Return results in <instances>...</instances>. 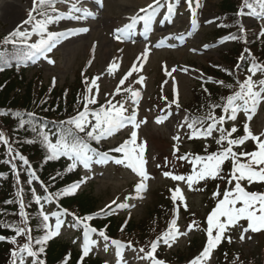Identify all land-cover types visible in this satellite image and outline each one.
Listing matches in <instances>:
<instances>
[{"label":"rangeland","instance_id":"1","mask_svg":"<svg viewBox=\"0 0 264 264\" xmlns=\"http://www.w3.org/2000/svg\"><path fill=\"white\" fill-rule=\"evenodd\" d=\"M154 2L155 0H102V3L100 0H66V2L57 3L58 12L68 15L64 19L49 25V31L69 32L79 28H88L89 31L61 39L56 47L47 53V58L42 55L32 58V66L27 70L25 77L32 85L34 98H38L37 104L50 99L60 104H64L66 101L70 102V111L61 112L59 110L57 116L59 122L67 121L70 117L77 115L78 111H83L81 101L86 94L85 80L87 79L90 85L96 77H99V80L96 81L99 86V93L96 97L98 103L89 105L90 109L99 108L108 100H112L113 103L126 102L125 107L128 109L126 114H131L135 109L138 111L137 119L146 120V123H142L137 129V144L146 142L145 158L149 179L146 181L147 189L145 191L136 192L135 186L141 178L123 165H117L113 161L105 164L94 162L91 169H85L83 165H79L71 174L66 171L67 166L71 163L66 157L61 158L66 163L65 172L70 179H64L62 184L59 182L56 186L64 189L74 182L84 180L75 194H88L94 202L95 208L90 214L95 216L94 219L97 221H93V223L89 221L88 223L94 227L95 222H102L107 216H110L120 222V229L125 226V221H127V225L131 222L145 221L160 201L162 192L168 191L167 189L174 190L179 186L185 197L187 208L185 209L183 205L180 207L178 228L180 232L187 234L178 235L175 241L170 242L171 246L165 244L163 240L160 241L155 256L164 264H190V261L199 255L206 246L207 217L214 210L219 200L223 198L222 194L225 192V188L228 190L234 187L235 181L231 184L227 182L232 167L231 161H226L223 165V170L227 167L230 168V171L225 175L222 172L221 175L225 178L211 180L210 184L212 181L214 182L211 187L207 188H200L199 185L195 184L189 188L186 182H177L171 177H166L164 172L189 175L191 168L187 166H191V158L194 153L202 154L199 150H204L203 140L205 138L190 139L189 129L185 125L186 119H192L187 118L186 111L193 102L199 101L197 92L211 89V91L222 96L221 104H224L226 97L239 91L237 81L243 82L247 78L249 75L247 68L251 61L255 59L259 63H264V35H261V32L264 31V20L250 15V9H244L245 15L239 16L238 13L243 5V0H200V7H196V0H192L191 6H189L188 0H160L156 15L147 29L144 21H140L132 30L130 38L118 41L115 38L116 30L131 23L130 18L132 16L144 15L140 9L148 8L149 5H154ZM251 2L255 5V0H251ZM72 3L88 9L93 15L84 17L83 12H75L71 9ZM169 4L174 9L171 16L168 13ZM32 7L33 0H0V40H3L17 27H20L21 31L31 30L32 26L23 22L28 18ZM13 9L16 10V13ZM193 10H195L197 20L195 26L192 24ZM74 16H80L81 19L71 18ZM240 24H243L246 30L243 33L238 30ZM232 35L237 36L238 39H228ZM38 39L39 37L34 35L29 43H34ZM161 41L163 44L158 47L157 45ZM146 50L147 58L144 60L142 54ZM241 56L244 57L243 60L240 59ZM50 61H54V63ZM114 61L118 67L109 73L108 68ZM134 64L137 66V70L128 76L123 85H120V81L132 70ZM172 69H176V71L173 72ZM166 70L171 75H168ZM141 76L144 77L143 83L138 82ZM261 78L264 76L260 73L254 77V79ZM53 80H55V84H53ZM215 81H223L224 84ZM226 85H232V87L229 88ZM117 87L122 89L119 94L115 91ZM128 88L141 93L138 105L133 103L130 93L124 91ZM93 91L95 93V89ZM177 92L179 107L172 103ZM208 98L210 106L219 104L218 101L214 102L210 99V94H208ZM217 109L220 110L221 107L211 110L213 112ZM17 112L21 113V117L15 115ZM0 113H6V115L0 114V131L5 132L15 152L24 155L12 139L13 127L21 118L25 121L33 120L34 123L36 120L32 119L24 110L0 111ZM158 117L166 118L163 122L158 123ZM253 117L255 118L254 122L248 125L253 134L259 136L264 133V103L259 105L251 120ZM243 118L247 119V115L241 111L238 113L235 122L226 121V129L230 130L235 124L239 130ZM50 121L57 124L53 120ZM181 125L185 126L181 127ZM132 131V126L128 125L112 137L102 140L99 144L94 141L90 143L92 147L100 151H109L128 140ZM213 134L216 135L219 132L215 131ZM244 134V131L238 132L236 136L233 134V138H238ZM175 137L180 139L177 140ZM261 138L264 139V137ZM34 140L41 145L37 135ZM224 146H227L226 141ZM0 147L5 158L11 163V167L12 164H16V171L20 173L19 178H17L12 168L13 173L9 177L14 194H16L19 188L22 190L27 188V182L31 179L28 175L29 166L24 165L18 157L13 159L12 154L7 151V145L0 142ZM42 147L44 148L43 145ZM233 150L251 152L256 150V145L254 141L248 140L243 145L233 146ZM175 152H178V155ZM110 154L118 158L122 155L119 153ZM187 154H189V161L177 159V156ZM241 159L246 158L242 157ZM20 163L24 166L23 171L19 169ZM5 181H1V184H4ZM31 183L40 193L46 194L38 179H31ZM206 183L202 181L200 186ZM261 183L264 184V182L249 184L247 181H243L242 186L249 192L264 193V186H260ZM2 187L5 186H0V190ZM216 192L221 195L215 196L214 193ZM16 199V220H9L8 224H20L22 219L19 215L21 211L20 198ZM31 199L30 196L23 195L26 206L24 211L29 214L28 227L31 228L33 247L34 250H37L40 246L35 244V239L38 238L34 235L35 217L30 203ZM122 203L129 205V207L119 208L118 205ZM176 203L179 202L174 204ZM42 204L44 213L49 215L48 223L54 228L53 205L49 202ZM109 206L111 207L109 208ZM102 209L106 210L108 215H103ZM75 212V209H71L68 210L69 214L62 215L63 224L60 234L55 237L67 243V254L71 251L74 252V249L80 252L79 259L82 260L80 262L82 264L85 262V259H82L84 257L83 232L78 237L74 227L66 225L68 220L73 218L71 214H75ZM187 213H190V216ZM193 222L197 226L192 227L189 231L188 226L192 225ZM169 224L162 232L168 229ZM247 224L248 222L242 219L236 226H229L225 236L231 237V242L225 238L213 251L207 264H217L219 254L225 250L224 243L226 241L233 244L234 249L243 254L242 261L264 264V230L244 232L243 229L247 227ZM79 226L83 229L81 225ZM242 235L244 239H241ZM157 237L155 236L144 243L135 244L127 239L123 232H119L111 239L120 240L125 244L131 242V247L123 250L124 264H152L145 257V253L139 252V249L145 248L146 251H150V244ZM12 238L17 240V244L10 242ZM93 238L98 243L88 256H101L104 259V264H118L115 245H112L110 241L105 242L98 234H93ZM2 242L3 240H0V244ZM25 242H27V237L18 234L8 238L4 244H8L9 248L1 256V262L13 264L11 252ZM141 257L145 258L141 259ZM225 261L227 259L221 260V263ZM25 264H32V258L27 257L26 254Z\"/></svg>","mask_w":264,"mask_h":264},{"label":"snow or ice","instance_id":"2","mask_svg":"<svg viewBox=\"0 0 264 264\" xmlns=\"http://www.w3.org/2000/svg\"><path fill=\"white\" fill-rule=\"evenodd\" d=\"M66 2V0H33V7L28 14V18L23 22L24 24H30L31 30L21 31L20 27H17L3 40L4 45H22L17 49L15 55L22 58H34L37 56H45L56 47L57 43L61 39H66L70 35H75L81 32L89 31L88 28L73 29L69 32H57L49 31V25L62 20L66 17L65 13L58 12L57 3ZM102 3V0H100ZM189 6L192 4V0H188ZM160 6V0H155L154 5H149L148 8L140 9V12L144 15L132 16L131 23L126 24L123 28L116 30V39L118 41L130 38L132 30L135 28L138 22L144 21L145 28L151 23L153 17L156 15V9ZM196 7H200V0H196ZM259 8V10H257ZM71 9L75 12H83L84 17L92 16L93 13L86 8L78 7L76 3H72ZM244 9H250V15L258 17L264 20V0H255V5L251 0H243V5L238 13L239 16H244ZM55 13V15H53ZM168 13L171 16L174 13L173 6L168 5ZM37 17H40L39 19ZM74 19H81L80 16L71 17ZM192 24H197L196 13L193 10ZM241 33L245 32L243 24L239 25L238 29ZM38 36L39 39L34 43H29L32 36ZM264 35V31L261 32ZM228 39L236 40L237 36L232 35ZM163 41L157 46H162ZM144 60L147 58V50L142 54ZM0 59L4 64H8L9 61L6 58V54L0 52ZM244 59L243 56L240 57ZM54 63V61H50ZM118 67L114 61L108 68L109 73H112L114 69ZM142 67V64H141ZM239 67V66H237ZM0 70H3L0 68ZM137 70V66L134 64L132 70L120 81V85H123L128 76L132 75L133 71ZM176 71V69H172ZM249 75L243 82L237 81L239 84V91H236L233 95L226 97V102L222 105L213 104L210 106V111L205 117H194L191 120L186 119L185 125L191 130L189 138L211 137L215 131L219 132V138L216 139V143L221 145V150L213 152L207 155H194L190 163L194 165L191 173L187 176L181 174H173L172 172H164L166 177L177 182H186L189 188H192L194 184L200 182H207L209 179H224L221 174L223 172V165L226 161H231V172L227 178V182L231 184L235 181L234 187L226 190L222 195L223 198L219 200L218 204L207 217V243L202 252L190 261V264H207L210 260L213 251L227 238L231 242V237H226L225 233L229 229V226H236L242 219L248 222L247 227L243 229L244 232L251 230L252 232H259L264 230V193L249 192L243 186L242 182L247 181L249 184L253 182H264V133L259 136L253 134L248 123L243 125L244 135L238 138H233V134L238 131L235 124L231 129L223 127L226 120L235 122L238 117V113L243 111L247 115V119L250 121L252 115H254L261 103H264V78L254 79L257 73L264 76V63H259L253 59L250 66L247 68ZM167 73V70H166ZM171 75V73H167ZM99 77L94 78L89 85L87 79L85 80L86 94L83 96L81 103L83 104V111H78L77 115L70 117L67 121H61L60 131L58 133H49L43 129H39L36 126L32 127V131L37 133L39 142L46 149V160H58L61 157H66L71 163L67 166L66 171L72 172L79 165H83L85 169H91L92 164H105L109 161H113L117 165H123L124 167L131 169L141 179L135 186L137 193H141L147 189L146 181L149 179V175L146 170L147 160L145 158L146 142L137 144L138 132L142 123H146V120H138V111L133 110L131 114L128 113V109L125 107L126 102L113 103L112 100H108L105 104L100 105L99 108L90 109L89 105L98 103L97 95L99 93V86L96 81ZM139 83L144 82V77H140ZM216 83L224 84L223 81H215ZM55 84V80H53ZM231 88L232 85H226ZM95 89V93L93 91ZM116 93L119 94L122 89L117 87ZM130 93L133 103H139L141 93L131 88L124 89ZM167 99V97H164ZM172 103H175L179 107L178 92ZM221 107L225 115L216 117L211 109ZM5 114L6 113H0ZM17 117H21V113H15ZM29 116L34 114L28 113ZM166 117H158L157 122H163ZM207 121H211L207 123ZM28 121L24 119L19 120L20 128H24ZM131 125L133 131L128 140L119 146L110 149L109 151H100L97 148L92 147L91 143L94 141L99 144L102 140L112 137L126 126ZM185 125H181L184 127ZM56 139L53 141L52 137ZM179 140V137H175ZM252 140L255 142L256 150L251 152L241 151L236 152L233 150V146L243 145L246 141ZM227 142V146H224V142ZM0 142L7 145V151L12 154V158L18 159L23 162L24 165H28V175L31 179H39L35 170L31 169L28 158L18 152H15L13 147L9 143V138L4 131H0ZM35 140H28L27 143H35ZM177 151L179 149L177 148ZM110 153L122 154L119 158L111 155ZM244 157L246 159L242 160ZM178 160L189 161L188 155H182L177 157ZM12 168L19 178L20 173L16 171V164H12ZM61 175V173H57ZM29 180V183L31 182ZM55 179V177H53ZM84 180L74 182L60 192L48 193L44 199L51 202L54 199H58L60 196L74 195L80 188V185ZM35 190L33 189V193ZM20 198V224H5L6 228H14L16 234L27 237V242L22 246L18 245L16 249L11 252L13 257V264H25V254L27 257L32 258V264H45V261L40 259V254L45 252L46 243L55 236L60 234V230L63 224L61 219L62 215L69 214L68 209L64 208L62 212L52 213L55 216V227L47 223L49 221V215L43 211V204L41 203L42 197L40 195H34L35 203L40 205V215L44 228L47 229L46 233L39 239H35V244L40 245L37 250L33 247V237L31 236V228L28 227L29 214L24 211L25 204L23 201V190L20 189L17 194ZM219 197V192L214 193ZM172 200L176 203V215L171 220L168 230L165 231L162 236L157 237L155 241L150 244V251H146L145 248H140L139 252L145 253V257L148 258L152 264H164L163 261L156 258L155 253L161 240L165 244L171 246V241H175L178 235H186L187 233L180 232L178 228V215L181 205L186 209L187 204L183 195L182 189L177 186L172 190ZM113 203H116L113 201ZM111 206H109L110 208ZM119 208H128L127 204H119ZM103 215H108V212L104 209L101 210ZM75 224L83 227V256L87 257L92 252L94 246L98 241L93 238V234H98L105 242L110 241L112 245H115L118 257V264H124L123 250L131 247V242L125 244L120 240L110 239L106 230H98L93 227L89 221H92L94 217L88 216H76L72 213ZM100 215V214H97ZM130 218V217H129ZM223 218V219H222ZM127 221H125V226ZM197 226L195 222L188 226V230L191 231L192 227ZM123 231V227L121 228ZM215 233V234H214ZM6 237L0 235V240H5ZM241 239H244L243 235ZM12 244H17V240L12 238L10 241ZM141 257V259L145 258ZM67 264V261L64 262Z\"/></svg>","mask_w":264,"mask_h":264},{"label":"trees","instance_id":"3","mask_svg":"<svg viewBox=\"0 0 264 264\" xmlns=\"http://www.w3.org/2000/svg\"><path fill=\"white\" fill-rule=\"evenodd\" d=\"M6 58L9 61L8 64H4L2 59H0V68L3 69L0 70V111L14 112L17 110H24L25 113L33 112L36 114V116H39L42 119L46 118V121H58L57 116L59 114V110H61V112L70 111L71 105L68 101L64 102V104H60L53 102L54 100L51 101L50 99L44 100L42 103L37 104L38 98H34L32 85L25 77L26 71L22 69L25 58L17 57L15 54L6 56ZM208 94H210V99L212 101H218V103L221 104L223 98L220 94L211 91V89L199 91L197 92L199 101L193 102L192 106L186 111L189 118L205 115L208 113V111H210ZM17 123L18 125L13 127L14 134L12 139L14 140L15 144L23 151L24 155L36 169L41 179L47 183V180H52L53 177H55V182H60V184H62L64 179H70L69 175H67L65 172V165L63 162L46 160L47 153L45 147H42V144L40 145L36 142L27 143L28 139L34 140V137L37 135V133L32 131V127L35 126L36 123H34V121L31 123L28 121L24 128H20L19 122ZM49 124H51V122H48L47 125ZM4 160H6L5 154L0 150V173L6 172L8 170L6 168V163H2ZM226 171H229V167L226 169ZM57 173H61V175H57ZM213 182L214 181H212V183ZM212 183H209L207 187H211ZM3 185L5 188L0 194V235L11 237L12 235L16 234V232H13L12 230L14 228H6L3 225L8 224L9 220H16L17 199L12 190L13 187L11 178L8 177V180L5 181ZM260 186H264V184L261 183ZM52 189H56V187L53 186ZM27 190H29V188L25 189V191ZM59 201L62 207L75 209V211L80 215L91 213L95 208L94 202L90 195L88 196V194L84 193H80L73 198H68L66 200L60 199ZM187 215L189 216L188 213ZM171 216L172 206L169 202V194L162 193L160 196V201L156 204L155 209L149 213V217L143 222H131L123 227V231H121L119 228L120 222L114 219H110L107 222H97L95 225L101 230L107 225L106 233L109 235V237H115L117 233L123 232L127 239H130L135 244H139L149 241L155 236H159L169 223ZM224 245L226 246L224 247L225 250H223L221 253V250L218 252V254H220L218 256L219 258L217 259V264H252L242 261L241 258L244 257L243 254L236 251L233 244H230L226 241ZM8 248V244H2L0 246V264H3V262H1V256L5 250L8 251ZM67 249L68 247L65 244L52 242L47 247L45 252L47 262L49 264H56L60 262L64 258V255L67 254ZM224 259H227V261L221 263V260ZM70 264H74V259ZM82 264H100V261H94L90 259Z\"/></svg>","mask_w":264,"mask_h":264},{"label":"bare ground","instance_id":"4","mask_svg":"<svg viewBox=\"0 0 264 264\" xmlns=\"http://www.w3.org/2000/svg\"><path fill=\"white\" fill-rule=\"evenodd\" d=\"M13 10H15V9H13ZM15 13H16V10H15Z\"/></svg>","mask_w":264,"mask_h":264}]
</instances>
